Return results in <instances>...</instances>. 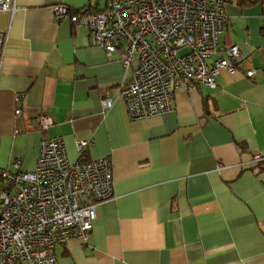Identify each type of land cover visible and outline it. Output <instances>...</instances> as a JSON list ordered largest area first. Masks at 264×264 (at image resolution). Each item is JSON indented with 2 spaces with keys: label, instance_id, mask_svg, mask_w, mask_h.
I'll return each mask as SVG.
<instances>
[{
  "label": "crops",
  "instance_id": "1",
  "mask_svg": "<svg viewBox=\"0 0 264 264\" xmlns=\"http://www.w3.org/2000/svg\"><path fill=\"white\" fill-rule=\"evenodd\" d=\"M10 1L13 12L0 10V167L19 158L33 170L45 136L61 138L70 161L111 163L112 197L86 240L54 247L57 264H264V3L224 0L207 62L237 45L239 68L221 69L214 88H176L166 113L130 118L119 90L131 69L50 10L105 0ZM41 113L51 120L43 132L33 125ZM79 140L91 142L78 156Z\"/></svg>",
  "mask_w": 264,
  "mask_h": 264
},
{
  "label": "built area",
  "instance_id": "2",
  "mask_svg": "<svg viewBox=\"0 0 264 264\" xmlns=\"http://www.w3.org/2000/svg\"><path fill=\"white\" fill-rule=\"evenodd\" d=\"M10 0H0V10L14 11ZM57 19L68 18L90 35L92 45L106 54L119 53L131 78L120 87L128 117L157 116L173 109L176 88L197 84L216 86L221 69L239 68V47L230 45L224 56L211 63L218 51V36L228 20L224 0H110L101 10L50 7ZM6 34L0 32V59ZM255 70L247 68L245 74ZM111 98L101 99L103 109ZM20 109L14 111L20 114ZM43 132L51 123L44 113L34 117ZM90 140L77 141L78 156ZM257 161L263 155L256 153ZM13 170L0 167V264H57L54 247L69 239L86 240L98 203L113 195L108 157L68 160L59 137H43L35 167Z\"/></svg>",
  "mask_w": 264,
  "mask_h": 264
},
{
  "label": "trees",
  "instance_id": "3",
  "mask_svg": "<svg viewBox=\"0 0 264 264\" xmlns=\"http://www.w3.org/2000/svg\"><path fill=\"white\" fill-rule=\"evenodd\" d=\"M89 1H91V0H89ZM109 1L110 0H105V3H104L102 8L107 7ZM256 3H264V0H238V4L240 6H249V5L256 4ZM88 6L91 7L90 8L91 10H101L102 9V8L98 7L97 5L94 6V5L90 4V3L88 4Z\"/></svg>",
  "mask_w": 264,
  "mask_h": 264
}]
</instances>
